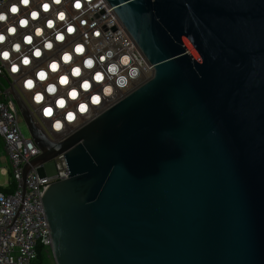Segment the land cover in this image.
I'll list each match as a JSON object with an SVG mask.
<instances>
[{
	"label": "water",
	"instance_id": "1",
	"mask_svg": "<svg viewBox=\"0 0 264 264\" xmlns=\"http://www.w3.org/2000/svg\"><path fill=\"white\" fill-rule=\"evenodd\" d=\"M153 77L53 141L55 264H264V0H106ZM40 175L44 176L43 168Z\"/></svg>",
	"mask_w": 264,
	"mask_h": 264
},
{
	"label": "built area",
	"instance_id": "2",
	"mask_svg": "<svg viewBox=\"0 0 264 264\" xmlns=\"http://www.w3.org/2000/svg\"><path fill=\"white\" fill-rule=\"evenodd\" d=\"M18 0H0V11L7 12L11 3ZM50 8L47 12L43 10L44 0H32L29 7H21L19 16L9 14V23L17 28L14 36H8L4 44H0V50L8 48L11 50L13 43L21 44V51L29 56L30 64L25 66L20 63L19 54L13 52L12 59L17 61L18 71H11L8 61L0 59V139L3 142L5 154H0V175L4 182L0 187L6 192L0 191V264H32L36 256L38 246L45 250L51 249V237L45 219L39 186L51 182L63 180L67 177L68 169L63 154H59L52 160L55 162L56 172L48 176L44 169V163L31 166L23 179L24 165L37 157L41 151L35 144L28 131L26 136L19 125L21 116L15 100L8 91L12 87L20 95L30 108L34 119L38 122L46 134L53 141H59L69 133L101 113L103 110L141 86L153 77L154 70L147 62L135 42L132 40L120 20L117 18L106 0H79L80 7H76L77 0H61L55 4L53 0H47ZM36 10L39 17L31 20L30 12ZM63 11L67 18L65 21L56 19V14ZM20 17L29 19L27 27L21 28L18 24ZM55 21L54 28L47 27V21ZM68 25L74 31L68 32ZM43 29L42 36L35 35V29ZM0 31L6 33V25L0 24ZM56 32H60L64 39L56 40ZM25 35L32 36V43L25 44ZM47 38L53 44L52 49H45L43 41ZM77 45L84 46V54H76L74 49ZM39 47L41 56L32 55V50ZM73 55L71 64H64L62 55L65 51ZM112 50L115 55L111 60L99 61L104 52ZM87 56L97 58L96 67L92 70H83L84 74L75 78L71 76V68L74 65L82 67L83 60ZM122 57L127 58L128 64L122 66V74L125 76L123 85H116L115 79L104 80V84H111L113 92L111 95H103V85L92 80L96 71L106 69L107 63L119 61ZM52 62L60 65V70L53 73L49 67ZM135 69V75L130 70ZM44 70L48 73V80L44 83L36 80L38 71ZM61 74H67L71 83L67 87L58 84ZM36 80V87L28 90L25 87L27 78ZM87 78L92 84L91 92H83L79 85ZM57 83L58 92L56 96H49L45 91L47 83ZM72 87L80 91V100L68 99L67 93ZM40 92L44 95V101L37 103L35 94ZM96 94L99 99L93 103L91 97ZM58 96H64L67 100L66 109H56L55 100ZM83 101L87 108L79 111V104ZM51 107L53 115L45 114V109ZM68 110L74 113L72 121L65 119ZM62 121L61 129H56L53 124L55 120ZM43 168L45 175H40ZM13 185V186H12ZM49 248V249H47Z\"/></svg>",
	"mask_w": 264,
	"mask_h": 264
},
{
	"label": "clouds",
	"instance_id": "3",
	"mask_svg": "<svg viewBox=\"0 0 264 264\" xmlns=\"http://www.w3.org/2000/svg\"><path fill=\"white\" fill-rule=\"evenodd\" d=\"M31 2H32V0H18V3L14 2V3H11L9 5L7 12L0 11V24L6 25V33L0 31V44H4L5 41L7 40L8 36H14L17 32V28L13 24L9 23V14H11L12 16H19L21 7L27 8L31 4ZM53 3L59 4V3H61V0H53ZM76 4H79V7H80L79 0H77ZM45 6H47V7H45ZM42 7H43V10L45 12H47L49 10L50 4L47 2V0H44ZM38 17H39V12H37L36 10H32L30 12L31 20H36V19H38ZM56 19L60 20V21H65L67 23V18H66V15L63 11H60L59 13L56 14ZM18 24L21 28L27 27L29 24V19H26L24 17H20L18 20ZM54 25H55L54 20L49 19L47 21V27L48 28L52 29V28H54ZM69 29H71V31H69ZM73 31H74V28L71 25H68V32L71 33ZM35 35L38 37L42 36L43 35V29L37 27L35 29ZM55 36H56L57 41H62L64 39L63 35L60 32H56ZM24 43L25 44H31L32 43V36L31 35H25ZM43 47L45 49H52L53 44L50 40L45 38L43 41ZM74 51L76 54L83 55L84 54V46L83 45H77L75 47ZM13 52L19 54L18 59H19L21 64H23L25 66L30 64L29 56L26 53L21 51V44L20 43H13L11 45V50H9L8 48L0 50V59H2L4 61H8L10 63L11 71H13V72L18 71L17 61L15 59H12V53ZM41 54L42 53H41V50L39 47H35L32 50V55H34L35 57H40ZM114 55H115V53L112 50H108V51L104 52L103 55H101L99 57V61L101 62V64H103L104 61L111 60ZM72 60H73L72 53L66 50L62 55L63 63L64 64H71ZM96 64H97V58L96 57L87 56L83 60L82 67L80 65H74L71 68V76L75 77V78H79L84 74L83 70H92L96 67ZM127 64H128L127 58L122 57L119 61H112L110 63H107L106 69H104L103 71H96L93 74L92 80H94L97 84L103 85V88H102L103 95L108 96V95H111V93L113 92V87L111 84H107V85L104 84V80L106 77L109 80H112L114 78L115 84L118 86L124 84L125 76L122 74L121 69H122L123 65H127ZM49 67L53 73L58 72L60 70V65L56 62H52L49 65ZM130 74L135 75V69L130 70ZM36 80H38L41 83H44L45 81L48 80V73L44 70L38 71L36 74ZM36 80H33L31 77L27 78V80L25 82V87L28 90L34 89L36 87ZM70 83H71V81H70L69 76L67 74H61L59 76L58 84L60 86L67 87ZM79 88L85 93L91 92L92 84L90 83V81L87 78H85L80 83ZM44 91L49 96H56V94L58 92L57 83H51V82L47 83ZM67 96H68V99H70L72 101L80 100V91H78L76 87H72L71 90L68 91ZM98 99H99V97L96 94H93L91 97V100L93 103L97 102ZM35 100L37 103L43 102L44 101V95L40 92H37L35 94ZM55 107H56V109H61V110L67 108V100L64 98V96H58L56 98ZM78 107H79V111L83 112L87 108V104L85 102L81 101ZM45 114L48 116H52L53 115V109L51 107L46 108ZM73 118H74V113L71 110H68L66 115H65V119L68 121H72ZM53 126L58 130L61 129L62 121L59 119L55 120Z\"/></svg>",
	"mask_w": 264,
	"mask_h": 264
},
{
	"label": "rangeland",
	"instance_id": "4",
	"mask_svg": "<svg viewBox=\"0 0 264 264\" xmlns=\"http://www.w3.org/2000/svg\"><path fill=\"white\" fill-rule=\"evenodd\" d=\"M20 96L22 98L24 97L23 94H21V93H20ZM19 125H20V128H21L22 132L26 136H28V128H27V126L24 123L22 118L20 119ZM0 154H5V151H4V148H3V142H2L1 139H0ZM44 169H45V172H46V174L48 176L54 175L55 172H56L54 160H49V161L44 162ZM3 182H4V177L0 175V185H2ZM47 249H49V248H47ZM46 258H47V264H55V261H54V259L52 257V254H51V250H47Z\"/></svg>",
	"mask_w": 264,
	"mask_h": 264
},
{
	"label": "trees",
	"instance_id": "5",
	"mask_svg": "<svg viewBox=\"0 0 264 264\" xmlns=\"http://www.w3.org/2000/svg\"><path fill=\"white\" fill-rule=\"evenodd\" d=\"M0 191L4 193L6 192V190L2 187H0ZM46 252L47 250L43 249L41 246H38L36 250V256L33 259L32 264H47Z\"/></svg>",
	"mask_w": 264,
	"mask_h": 264
},
{
	"label": "snow or ice",
	"instance_id": "6",
	"mask_svg": "<svg viewBox=\"0 0 264 264\" xmlns=\"http://www.w3.org/2000/svg\"><path fill=\"white\" fill-rule=\"evenodd\" d=\"M45 7H47V6H45ZM76 7H79V4H76ZM69 31H71V29H69Z\"/></svg>",
	"mask_w": 264,
	"mask_h": 264
}]
</instances>
